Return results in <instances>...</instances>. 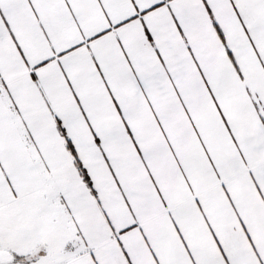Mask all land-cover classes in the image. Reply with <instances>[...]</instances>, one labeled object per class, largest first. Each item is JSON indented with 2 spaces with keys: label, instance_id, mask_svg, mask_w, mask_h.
<instances>
[{
  "label": "snow or ice",
  "instance_id": "obj_1",
  "mask_svg": "<svg viewBox=\"0 0 264 264\" xmlns=\"http://www.w3.org/2000/svg\"><path fill=\"white\" fill-rule=\"evenodd\" d=\"M0 264H264V0H0Z\"/></svg>",
  "mask_w": 264,
  "mask_h": 264
}]
</instances>
